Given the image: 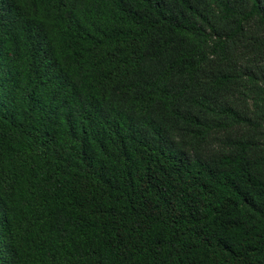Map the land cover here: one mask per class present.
Masks as SVG:
<instances>
[{
    "label": "trees",
    "instance_id": "trees-1",
    "mask_svg": "<svg viewBox=\"0 0 264 264\" xmlns=\"http://www.w3.org/2000/svg\"><path fill=\"white\" fill-rule=\"evenodd\" d=\"M0 264H264V0H0Z\"/></svg>",
    "mask_w": 264,
    "mask_h": 264
}]
</instances>
